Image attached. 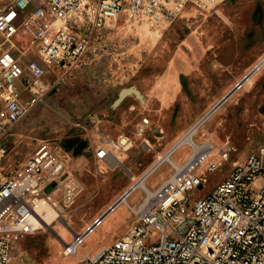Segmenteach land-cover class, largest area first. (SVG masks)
I'll list each match as a JSON object with an SVG mask.
<instances>
[{"label": "rangeland", "instance_id": "obj_1", "mask_svg": "<svg viewBox=\"0 0 264 264\" xmlns=\"http://www.w3.org/2000/svg\"><path fill=\"white\" fill-rule=\"evenodd\" d=\"M263 54L264 0L187 8L156 27L146 19L122 17L97 32L83 62L61 84L48 87L15 127L10 166L30 154L39 140H51L82 191L68 205L49 203L57 205L59 217L19 242L13 264H80L81 257L112 243L133 221L131 208L142 199L141 189L102 218L76 255L62 252L75 232L98 217ZM255 74L252 86L237 89L193 134L196 143L208 140L215 147L210 158L217 157L225 141L234 150L218 170L204 171L207 182L192 197L206 195L233 162L264 139V68ZM143 117L150 127L138 135L135 129ZM96 128L121 144L105 161L96 154ZM190 150L183 144L170 159L181 164ZM170 171L168 162L161 163L146 179L147 187L154 189Z\"/></svg>", "mask_w": 264, "mask_h": 264}, {"label": "built area", "instance_id": "obj_2", "mask_svg": "<svg viewBox=\"0 0 264 264\" xmlns=\"http://www.w3.org/2000/svg\"><path fill=\"white\" fill-rule=\"evenodd\" d=\"M222 1L0 0V264H13L19 242L43 229L39 201L68 205L82 191L51 140H39L30 154L9 165L15 127L48 87L61 84L83 62L94 35L122 17L146 19L156 27L187 8L207 9ZM263 68L264 54L240 80ZM149 127V118H141L136 134ZM95 135L100 159L120 150L119 139L100 128ZM191 146V156L170 164L154 195L138 202L126 230L81 257L80 264H264V139L197 198L191 192L204 187V171L218 170L234 148L225 141L217 157L210 158L213 145L206 155ZM100 222L75 232L63 254L76 255Z\"/></svg>", "mask_w": 264, "mask_h": 264}, {"label": "bare ground", "instance_id": "obj_3", "mask_svg": "<svg viewBox=\"0 0 264 264\" xmlns=\"http://www.w3.org/2000/svg\"><path fill=\"white\" fill-rule=\"evenodd\" d=\"M250 74L251 75H247V79L246 80L244 79V80H240L239 81V86L240 85L241 86L238 89H240L241 87H243L246 84L247 85H253L254 84V82H253L254 79L252 78L254 73H250ZM230 90H231V93L226 97V99L227 98L230 99L231 96L237 91L236 88H231ZM225 100H222V102H220L219 104L215 103V105H213L205 114H203L189 129H187L186 132L183 133L166 152H164L163 154H159L157 156L156 161L139 178H137L136 181H133V183L125 191H123L122 194L118 198H116L117 202L113 205V208L116 205H119L121 202L127 203L128 195H130L131 193L134 192V190H137V189H141L143 191V197L146 196L147 198H149L152 195H154V193L158 190V188L161 186L162 183L160 185L156 186L154 189H150V188L147 187V185L145 183L146 179L163 162H168L169 165L172 164V163L175 164V165H178V163H176L175 161H172L170 159V155L173 152H175V150L177 148H179L180 146H182L183 144H187L189 147H192L191 145L194 144L196 146V149L200 150L203 154L206 155V154L210 153L211 150H212L211 143H209L208 140H205L202 143L198 144V143H196L193 140V134L195 133L197 128L205 121V119L209 117V115H211V114H213V112L218 111L219 109H221V105H222V103ZM191 153H193L192 150H190V153L188 154L187 157L191 156ZM52 205H50L49 203L44 202V201H39L37 203V212L39 213L40 217L42 218V221L40 223L42 228L50 227V225L52 224V221H54V219H57L59 217L58 211L55 210V208H54L57 205H55L54 207ZM112 209L107 210L106 214L109 211H111ZM131 209H132V213H134L135 207H133ZM103 217H101L100 220H102ZM97 218L98 217H96L94 220H96ZM62 240H63V238H62ZM60 245H62V243H60Z\"/></svg>", "mask_w": 264, "mask_h": 264}, {"label": "crops", "instance_id": "obj_4", "mask_svg": "<svg viewBox=\"0 0 264 264\" xmlns=\"http://www.w3.org/2000/svg\"><path fill=\"white\" fill-rule=\"evenodd\" d=\"M256 75H257V74L254 73L253 76H252V78L254 79L253 82H255V79H256L255 77H256ZM244 86H245V85H244ZM247 86H250V85H247ZM251 86H252V85H251ZM247 88H248V87H247ZM154 162H155V161H154ZM148 168H149V167H148ZM148 168H147V169H148ZM147 169H146V170H147ZM162 182H163V181H162ZM162 182H161V183H162ZM161 183H160V184H161ZM160 184H159V185H160ZM125 190H126V189H125ZM125 190H124V191H125ZM120 195H121V194H120ZM120 195H119V196H120ZM119 196H117L116 198H118ZM116 198L113 200V202L116 200ZM113 202H112V203H113ZM112 203H110L106 208H104V209L102 210V212L105 211V210H106V209H107ZM116 206H117V205H116ZM116 206H115V207H116ZM115 207H114V208H115ZM114 208H113V209H114ZM113 209H112V210H113ZM112 210H111V211H112ZM111 211H109L107 214H109ZM102 212H101V213H102ZM101 213H100V214H101ZM100 214H99V215H100ZM107 214H106V215H107ZM106 215H105V216H106ZM105 216H104V217H105ZM128 226H129V224H128L123 230H125ZM85 227H86V226H85ZM85 227H84V228H85ZM84 228H83V229H84ZM123 230H121V231H123ZM115 238H116V236H115ZM115 238H114V239H115ZM114 239H113V240H114Z\"/></svg>", "mask_w": 264, "mask_h": 264}, {"label": "water", "instance_id": "obj_5", "mask_svg": "<svg viewBox=\"0 0 264 264\" xmlns=\"http://www.w3.org/2000/svg\"><path fill=\"white\" fill-rule=\"evenodd\" d=\"M238 83H239V82H237L235 85H238ZM230 93H231V90H230L229 92H227L226 94H224V95L221 97L220 101L217 102V104H219L220 102H222V100H225L226 97H227ZM114 204H115V203H112V204L109 206V209H112ZM96 221H100V217H98V218L96 219Z\"/></svg>", "mask_w": 264, "mask_h": 264}]
</instances>
